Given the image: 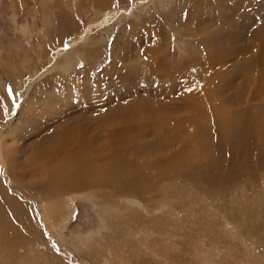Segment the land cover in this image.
<instances>
[{"label": "rangeland", "instance_id": "obj_1", "mask_svg": "<svg viewBox=\"0 0 264 264\" xmlns=\"http://www.w3.org/2000/svg\"><path fill=\"white\" fill-rule=\"evenodd\" d=\"M263 39L264 0H0V264H264Z\"/></svg>", "mask_w": 264, "mask_h": 264}, {"label": "bare ground", "instance_id": "obj_2", "mask_svg": "<svg viewBox=\"0 0 264 264\" xmlns=\"http://www.w3.org/2000/svg\"><path fill=\"white\" fill-rule=\"evenodd\" d=\"M232 1V0H231ZM225 2V1H224ZM228 2V1H227ZM222 4V3H221ZM225 4V3H224ZM228 4V3H227ZM232 4V3H231ZM178 29V28H177ZM261 30H262V28H260ZM174 32V31H173ZM260 32H262V31H260ZM255 34H260L259 32H255ZM174 35V34H173ZM169 36V35H168ZM171 37V36H170ZM215 38V37H214ZM260 40V39H259ZM210 44V43H209ZM219 43L217 42L216 44H214L213 46H216V45H218ZM211 46H212V44H210ZM209 45V46H210ZM261 49L264 47V39L261 41ZM217 50V47H214V48H212V53H208L206 56H207V60L209 61V62H212V59H211V57H210V55L209 54H213L214 53V51H216ZM206 58V57H205ZM199 60V59H198ZM208 62V63H209ZM209 65V64H208ZM260 76H262V74L260 75ZM214 108H215V112L216 113H218V115H220L221 117V119H222V123L223 124H228L229 125V127L227 128L228 129V131L229 130H235V131H237V129L239 128V127H233L232 126V124H234V122L231 124L230 122V120L232 119L231 118V116H225V115H222V114H224V113H220V109H219V106H218V104H214V106H213ZM212 110H213V108H212ZM199 112V111H198ZM137 114V113H136ZM198 114V113H197ZM138 115V114H137ZM135 114H130L129 116H128V118H129V120H130V123H131V121L134 119L135 120ZM217 117V116H216ZM219 117V116H218ZM161 119H162V117H161ZM200 119V118H199ZM163 120V119H162ZM202 120V119H201ZM204 120V119H203ZM203 120H202V123H203ZM219 120V119H218ZM111 119L109 120V122H108V124H110L111 125ZM125 121V120H124ZM119 123V122H118ZM162 123V122H161ZM170 123V122H169ZM103 124H101V126L100 127H102L103 128V126H102ZM176 125V124H175ZM180 125V124H179ZM198 126H199V124H198ZM232 126V127H231ZM114 128V127H113ZM112 128V129H113ZM180 128V127H179ZM182 128V127H181ZM199 128V127H198ZM164 129V128H163ZM157 130V129H156ZM178 130V129H177ZM195 130V129H194ZM111 130H109L108 131V134H110L109 132H110ZM180 132V131H179ZM178 132V133H179ZM225 132V131H224ZM195 133V132H194ZM239 133V132H238ZM175 134V133H174ZM173 134V135H174ZM180 134H182L181 132H180ZM245 134V133H244ZM179 135V134H178ZM235 135V134H234ZM243 135V134H242ZM75 135L73 134V136H71V138L69 139V137H70V135L67 137V135H65V138H62V139H60V140H58V141H56L55 142V145L57 146V148L61 151V152H63L64 153V155H65V157L66 156H68V151H67V148L65 149V147H67V145L68 144H72V146L73 147H75V148H82V150H83V143H81L80 142V138L78 137V136H76V137H74ZM171 136H172V134H171ZM170 136V137H171ZM212 136V135H211ZM60 137H61V135H60ZM73 137V138H72ZM235 137V136H234ZM264 137V136H263ZM176 138V137H175ZM193 138H195V137H193ZM236 138H239L238 137V135H237V137ZM69 139V140H68ZM195 140V139H194ZM239 140V139H238ZM197 142H200V140L199 141H197ZM69 145V146H70ZM82 145V146H81ZM105 145V144H104ZM86 150H88V152H82V153H80V155L81 156H83L86 160H87V164L89 165V164H92L93 162V160H96V158L97 157H95L93 154H90V150L88 149V148H86ZM51 151V150H50ZM53 152V151H52ZM152 152V151H151ZM57 153V152H56ZM56 153H54V154H56ZM60 154V153H59ZM50 155V154H49ZM61 155H62V153H61ZM73 155V154H72ZM103 155V154H102ZM104 156V155H103ZM103 156H102V158H103ZM54 157V156H53ZM82 157V158H83ZM99 157V156H98ZM55 158V157H54ZM53 158V159H54ZM61 158V157H60ZM76 158V157H75ZM79 158H80V156H79ZM108 158V157H107ZM100 159H101V157H100ZM146 159V158H145ZM98 160V159H97ZM83 161H84V159H83ZM63 162V161H62ZM92 162V163H91ZM99 162H100V160H99ZM56 163V162H55ZM98 164V163H97ZM96 164V165H97ZM3 165V164H2ZM94 166V165H93ZM3 168V167H2ZM95 168V167H94ZM101 168H102V166H101ZM96 169H97V166H96ZM4 170V169H3ZM50 174V173H49ZM54 176H52V179H54L55 177H56V175L55 174H53ZM98 175V174H97ZM100 175V174H99ZM98 178V177H97ZM8 181H9V179L7 180V183H8ZM65 187H67V185L65 186ZM64 188V187H63ZM68 188H69V186H68ZM68 188L66 189V190H64L62 193H65V194H67L68 192Z\"/></svg>", "mask_w": 264, "mask_h": 264}]
</instances>
